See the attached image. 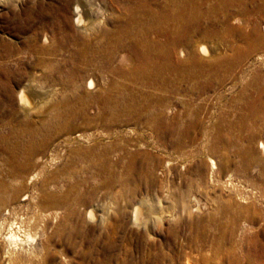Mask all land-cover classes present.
Here are the masks:
<instances>
[{"label":"rangeland","instance_id":"374dc122","mask_svg":"<svg viewBox=\"0 0 264 264\" xmlns=\"http://www.w3.org/2000/svg\"><path fill=\"white\" fill-rule=\"evenodd\" d=\"M135 1L0 0V222L24 225L14 227L24 238L14 249L0 236V264H228L227 250L247 264L249 239L262 238L264 115L254 120L245 104L254 95L249 84L264 86V48L219 73L207 67L198 80L165 75L176 79L170 93L144 87L132 80L138 61L129 39L125 48L111 47L110 62L103 51L127 21L123 7ZM204 1L196 0L201 29L222 19L219 13L207 17V6L218 3ZM241 2L229 11L244 14L264 34V16L253 11L257 1ZM244 6L247 13L240 12ZM76 7L83 12L79 26ZM229 24L251 31L237 19ZM212 35L196 33L188 48L204 62L230 58L232 43L245 48L227 31L225 40ZM206 79L211 87L203 90ZM105 91L119 101L125 97L118 108L128 106L131 115H100L96 96ZM20 95L32 107L26 110H34L23 108ZM166 110L163 128L146 125Z\"/></svg>","mask_w":264,"mask_h":264},{"label":"bare ground","instance_id":"6f19581e","mask_svg":"<svg viewBox=\"0 0 264 264\" xmlns=\"http://www.w3.org/2000/svg\"><path fill=\"white\" fill-rule=\"evenodd\" d=\"M205 1L207 3L210 2V0H205ZM216 1H217L218 5L209 4L207 6L206 12H204V13H206L207 17H210L212 14L214 15L216 13H219L222 15V19L220 20V22H216V23L210 22L205 26V28H202V29H201L202 25L200 23L201 22L200 16L202 13H200L201 10L196 6V4H197L196 0H181V1H179V0H168L165 5H162V4L156 5V2L154 0H136L135 4L133 3L134 4L133 6H126L127 5L126 4L123 7V11L125 12V15L127 16V21L125 23H123L121 26H119V28L117 30L118 33L120 34V36H118L116 39H119L118 40L119 42L116 41L115 37L112 38L113 37L112 35H111V37L109 36L110 38L108 39V41L104 47V50H103L104 53H107L106 61L110 62L111 56H113V55H110V52L112 51L111 49H113L111 47L115 46L116 48H119V49L125 48L127 46V44L125 42H127V40L129 39L130 48L133 50V53H135V56H136L137 61H138V63L136 65L133 64L134 68L131 70L132 74L130 73L132 76V80L134 79L135 81L140 82L144 87L145 86H149V87L150 86H156V87H158L159 90L169 92V91H173V89L177 88V86L175 85L176 83H174L176 81V79H165V75H168L170 77L172 75L177 76L179 73H184L185 75H188L191 78L190 80H198V79H194V78H197L199 75L204 74V71L207 67H213L214 73H219L221 71L220 69L225 64H227L228 62L237 64L238 61H240L239 59H241L243 56H245V55L248 56L247 54L251 55L256 50H258L260 48H264V34H262L261 31L259 30V26L257 24H250L248 21H246L247 19H245V18H244L245 19L244 20L243 19L244 14L243 15H235L234 13H231L229 11V6L231 5V3L242 5V2H241L242 0H216ZM255 1H257L258 4H257L256 8H253V11L264 16V0H255ZM246 7L247 6L240 8V12L247 13ZM79 9H78V7L75 8V24L78 26L82 22L81 15H80V12H82V11H80ZM236 12H238V10ZM83 16L84 15L82 14V17ZM230 19H235V20L237 19V21L240 22L241 24L242 23L247 24L248 28L250 25L251 31L248 33H245V32H243V30L241 29L240 26L239 27L231 26L229 24ZM219 25L221 26L220 29H219ZM224 31H227L233 37L236 35L238 37V39L244 43L245 48L240 47L241 45L239 46V44H237V43H232L230 45L231 51H232V56L230 58H227L228 57L227 56V57H221L219 59L213 58L211 60L208 58L211 55V52L209 51L207 45L201 44L199 46V50H200L201 55L208 58V60L206 62L202 61L203 59L198 56L197 52H195L193 50L190 51V49H188L191 46V43L193 40L192 37L196 33H201L205 39H209L212 34H215L220 39L225 40V36H223ZM150 32H153V36H152V39H154L153 41L152 40L151 41L146 40L145 36ZM109 33H111V32H109ZM102 36L104 38V35H102ZM113 39H115V43L117 42L116 44L113 43ZM95 40H97V39H95ZM123 40H124V42H123ZM104 41L106 42V40H104ZM101 46L103 47V45H101ZM181 46H186L187 48L181 47ZM115 47H114V49H115ZM95 49H97V48H95ZM93 51H95V50H93ZM100 51H102V50H100ZM180 57L181 58L183 57V58L181 59ZM122 58L125 61L128 60V58L126 56H122ZM103 62H105V61H103ZM106 65H107V63H106ZM194 68H195V71H193ZM218 75H217V77H218ZM131 76H129V77H131ZM93 80L94 79L89 80L87 82V88L88 89H91L93 87V85H94ZM212 80H218V82L224 81L223 79H212ZM135 81H133V82L135 83ZM253 82L255 83V81H253ZM211 83H212L211 79H206V80H204V83L202 84L201 88L203 90H205L208 86H210ZM95 86H96V84H95ZM249 86L253 89L254 95H253V97L251 96L252 98L250 100L249 99L247 100V102L245 104V108L247 109L249 114H251V116L253 117L254 120H259L262 117V115H264V86L258 87V85L253 86L252 84H249ZM91 93H94V92H91ZM101 94H102V92H101ZM98 96H96V99H97L98 103L100 102V107H99V113H101L100 115H102V116H103V114L104 115L105 114L115 115L119 112H121V113L123 112L124 115H129V114L131 115V113H130L131 109L128 112L129 114H125L129 108L128 106H124L122 108L123 110L118 108L119 102L122 105L127 103V102H125V100H126L125 97L121 98L120 101L116 100L117 98L116 99L112 98V94L109 91H105V96L101 99L98 98ZM19 101L23 105V108L26 110V108H25L26 105H29L28 99H26L25 96L20 95ZM158 104L160 105V102H158ZM34 108H35V106L33 107V109L28 108V110L29 109L34 110ZM71 108L73 109V107H71ZM71 108H69V109H71ZM28 110H26V111H28ZM168 111L169 110H166L163 113L162 112L157 113V115H153V116L151 114L152 117L148 118V120L146 121V125L151 129H156L157 131L160 128H163L165 126L163 123V118L166 117L164 114L168 113ZM28 112H30V111H28ZM66 112H68V111H66ZM59 113H61V112H59ZM145 114H146V112H145ZM249 114H247V115H249ZM118 116H120V114ZM139 118L140 117H137V120H139ZM109 121H111V120H109ZM221 137H222V134L216 137L217 142L220 141ZM259 147L264 151V142L263 141L259 142ZM92 148L95 149L94 151H96V149H98L97 146H93ZM26 153H28V155H27L28 157L32 158V157H34L35 150H34V148L32 149L29 146V150ZM100 153H101L100 158L102 157V155H105L104 151L100 152ZM92 154H94V153H92ZM39 160H41V159L38 158L35 161L36 168L41 166L38 164ZM210 162H211L212 169L215 168L214 167L215 163H213V161H210ZM20 167L21 166H18V168H20ZM18 168L16 167L14 169V171L12 172L13 178L17 177ZM0 187H2V185H0ZM4 188H6V185H4ZM0 202H1V200H0ZM136 212L137 211L135 210L134 216H133L134 219H135V216L137 214ZM88 214H89L88 215V217H89L90 215L92 216L93 213L91 214V212H89ZM236 223L237 222H234L235 225H236ZM14 227H18V230H21L24 227L23 222L21 221L20 225H16V222H10V221L8 222L6 220H3L2 222H0V236L2 237V235H4V239H7V241L9 242V245L13 249L15 248V246L18 245L19 242H22L24 239L23 237H22L23 239H21L17 235L16 231H14ZM235 233H236L235 227L232 228L228 232V237L230 238V241L234 240ZM260 233H261L262 238H259L260 234L254 235L248 241V252L250 254H248L249 258L246 260L247 264H264V226L261 229ZM27 236H28V238L30 237L29 235H27ZM1 237H0V239H1ZM2 239H3V237H2ZM222 242L223 241H218L217 243L221 244ZM219 244H218L217 251L214 254L216 259L219 255V252H220V245ZM234 252L235 251H233V250H227L225 252V254L223 255L225 257H228V260H229L228 264H239V259L234 254ZM10 261H13L11 259V257H10ZM209 261L206 260L203 264H210ZM185 264H193V263L191 262V260L187 259Z\"/></svg>","mask_w":264,"mask_h":264}]
</instances>
